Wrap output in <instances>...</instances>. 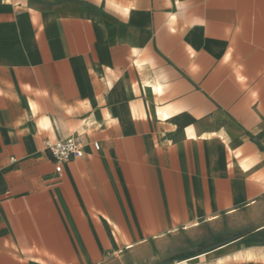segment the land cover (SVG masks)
Instances as JSON below:
<instances>
[{"label": "crops", "instance_id": "crops-1", "mask_svg": "<svg viewBox=\"0 0 264 264\" xmlns=\"http://www.w3.org/2000/svg\"><path fill=\"white\" fill-rule=\"evenodd\" d=\"M0 264H264V0H0Z\"/></svg>", "mask_w": 264, "mask_h": 264}, {"label": "built area", "instance_id": "built-area-1", "mask_svg": "<svg viewBox=\"0 0 264 264\" xmlns=\"http://www.w3.org/2000/svg\"><path fill=\"white\" fill-rule=\"evenodd\" d=\"M46 149L51 152L56 163V171L61 172L67 161L84 155V148L77 136L55 141L47 140Z\"/></svg>", "mask_w": 264, "mask_h": 264}]
</instances>
